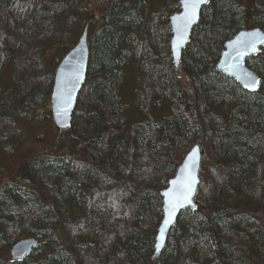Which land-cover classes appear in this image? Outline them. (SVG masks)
I'll use <instances>...</instances> for the list:
<instances>
[{"label":"trees","instance_id":"trees-1","mask_svg":"<svg viewBox=\"0 0 264 264\" xmlns=\"http://www.w3.org/2000/svg\"><path fill=\"white\" fill-rule=\"evenodd\" d=\"M156 1L157 11L153 0H0V148L14 155L26 130L49 131L18 168L0 169V250L37 240L22 261L0 264H202L199 245L204 264H264V47L246 60L260 77L254 93L215 69L237 31L264 32V0H209L178 69L168 25L178 0ZM89 19L85 81L69 128L56 130L41 110L59 60L53 70L44 60L64 55ZM127 66L136 73L131 105L121 96ZM194 144L196 208L179 214L150 261L158 192ZM225 190L251 200L229 206Z\"/></svg>","mask_w":264,"mask_h":264},{"label":"water","instance_id":"water-1","mask_svg":"<svg viewBox=\"0 0 264 264\" xmlns=\"http://www.w3.org/2000/svg\"><path fill=\"white\" fill-rule=\"evenodd\" d=\"M209 0H201L195 8L194 18L186 25L185 17L192 11L186 6V0H178L179 11L168 17L170 29L169 53L175 69L179 68L183 50L190 41L193 27L199 22L200 13ZM90 19L86 22L76 44L64 55L54 72L53 85L49 96L51 119L55 129L69 128L75 110L78 94L85 81L89 59L87 34ZM264 47V32L258 28L242 29L224 43L215 68L225 77L233 79L240 88L248 93L258 90L259 76L249 69L245 61L257 54ZM202 151L194 144L186 152L174 175L167 181L165 188L158 192L161 199V218L156 229L153 242V261L164 249L170 230L175 226L179 214L186 209H195L194 196L199 184V170ZM194 181L188 199L181 194L185 191L188 181ZM190 201V202H189ZM35 238L22 239L10 248L11 261H22L32 253L36 246Z\"/></svg>","mask_w":264,"mask_h":264},{"label":"rangeland","instance_id":"rangeland-1","mask_svg":"<svg viewBox=\"0 0 264 264\" xmlns=\"http://www.w3.org/2000/svg\"><path fill=\"white\" fill-rule=\"evenodd\" d=\"M154 3H151L152 6L154 7V9L160 10V4L158 1L153 0ZM59 50H55V51H51L47 54L44 63L46 65V67H48L49 69L53 70L54 67V63L55 60H60V58L62 57L63 53H59ZM210 52L212 55H215L217 53V50L215 48V44H212L210 46ZM54 55H56L54 57ZM53 57L56 58L53 61ZM143 74H145L143 72ZM124 83H123V87L121 89V96L123 101H125L124 103H128L131 105V101H133L134 99V95H135V86H136V73L133 69V67L131 66H127V68H125L124 70ZM6 76L3 77L2 79H0V88L5 87L6 88ZM233 89L231 88V91L233 93V96L230 97L228 95L225 96V99L227 101H229L227 104H231L233 105V109H232V113L231 115H236L237 114V107L236 105L239 104V98H240V94L237 93L238 91H236V88ZM51 90V87H50ZM50 94V91H49ZM49 96V95H48ZM221 106L218 105L216 108H220ZM42 112H46L49 113L50 115V107H49V97H48V102L47 105L45 106V108L43 110H41ZM156 118H159L158 116H155ZM53 127V126H52ZM45 127H43L42 129H44ZM26 130V129H25ZM28 133L24 134V136H27L22 143L20 144V146L18 147L19 152H17L14 155H9L8 157H6V153H11V149L9 147H2L0 148V169H2L4 172L3 173H11L12 170H15L16 168H18L20 166V164L23 161V158L25 156H23L22 154H24L25 152H28L27 150H31V152H36L38 150L42 149V146L40 144V140H38L39 137H41L42 135L47 134V132H49L47 129L44 130H26ZM53 135L56 136V133H54V128H53ZM1 144V143H0ZM6 176V175H5ZM4 179H6V177H4ZM225 195L228 199V205L232 206L234 199L236 198V196L240 199H244L247 201L251 200L250 195L246 192V191H229V190H225ZM203 251L202 246H198V248L195 250V252L200 253L199 255V262H201L202 264H204L202 262V255L201 252ZM192 252V249H191ZM192 254H194V252H192ZM9 261L10 260V255H9V251L7 250H0V261Z\"/></svg>","mask_w":264,"mask_h":264},{"label":"snow or ice","instance_id":"snow-or-ice-1","mask_svg":"<svg viewBox=\"0 0 264 264\" xmlns=\"http://www.w3.org/2000/svg\"><path fill=\"white\" fill-rule=\"evenodd\" d=\"M201 2V0H186V6L191 8V12L185 17L186 25L188 23H191L192 19L194 18L195 8L197 5ZM194 181L189 180L188 185L185 189V191L181 194L183 199H188V197L191 195L192 192V185ZM190 202V201H189Z\"/></svg>","mask_w":264,"mask_h":264}]
</instances>
